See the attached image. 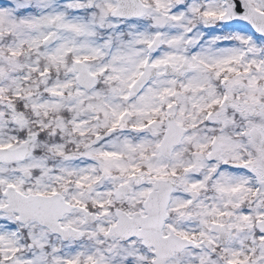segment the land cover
Returning <instances> with one entry per match:
<instances>
[{
	"label": "snow or ice",
	"instance_id": "obj_1",
	"mask_svg": "<svg viewBox=\"0 0 264 264\" xmlns=\"http://www.w3.org/2000/svg\"><path fill=\"white\" fill-rule=\"evenodd\" d=\"M0 264H264V0H0Z\"/></svg>",
	"mask_w": 264,
	"mask_h": 264
}]
</instances>
